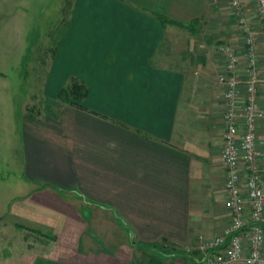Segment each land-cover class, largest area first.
Returning <instances> with one entry per match:
<instances>
[{"label":"crops","instance_id":"crops-1","mask_svg":"<svg viewBox=\"0 0 264 264\" xmlns=\"http://www.w3.org/2000/svg\"><path fill=\"white\" fill-rule=\"evenodd\" d=\"M11 3L0 0L2 36L23 41L14 8L17 22L7 25ZM245 5L253 16L250 1ZM233 13L229 0H95L72 12L69 28L81 26L86 52H95L86 57L88 70H80L87 109L69 105L51 116L46 103L40 114H23L27 187L19 196L31 215L12 218L0 209V264H122L103 252L104 244L85 260L69 241L82 237L76 223L93 217L88 207L100 221L120 218L132 239L144 242L185 243L222 229L224 202L209 208L202 193L226 197L217 73L223 45L238 40ZM111 53L120 58L111 61ZM52 221L68 225L51 230ZM193 259L205 264L204 255Z\"/></svg>","mask_w":264,"mask_h":264},{"label":"rangeland","instance_id":"rangeland-1","mask_svg":"<svg viewBox=\"0 0 264 264\" xmlns=\"http://www.w3.org/2000/svg\"><path fill=\"white\" fill-rule=\"evenodd\" d=\"M13 1L14 4H9L6 11L9 21L7 25L11 23L14 26L17 22L12 13L14 8L13 12L17 10L18 22L21 21L24 26V38L23 41L19 38L10 40L8 36L5 42L1 30V25L5 21L2 17L5 13H2L0 8V70L7 73L0 74V209L6 210L7 216L19 218L28 209L26 208L24 212L21 210L25 207L22 206L23 202L19 196L22 188L27 187L23 185L26 180L23 175L24 149L20 134L23 114H40V109L44 110L45 104L49 103L51 116L55 115L65 106H69L64 100L56 99L58 91L62 87L69 88L73 78L86 80L85 74L80 70H83L84 65L88 70L86 57L92 60L95 52L93 49L86 52L83 46L86 43L84 40L87 39L83 37L86 31L81 30V26L76 23L75 30L69 27L72 12L82 6L86 8L93 6L95 0ZM110 14L112 19L114 15L112 12ZM97 20L101 21L102 17H97ZM97 20L93 19V22ZM6 32L8 35L15 33L13 29ZM15 40L18 42L15 43ZM116 51L120 53L119 49ZM118 53L116 57L115 53H111L107 58L115 61L120 58ZM32 185L30 187H33ZM202 197L208 202L206 206L209 208L221 206L224 202L223 194L213 189H206ZM59 208L61 209L59 211L63 212L66 207ZM84 210L88 214H93L90 215L93 217L86 223H76L79 231L82 229L85 231L81 238L69 241L76 246L79 245L82 253H86L83 257L85 260H93L99 256L98 249L102 244L103 252L115 261H122V264H194L193 258L203 255L198 248V238L185 243L163 239L157 242L133 240L130 229L120 218L100 221L97 219L95 207ZM27 214L31 215L30 212H25V215ZM61 225L65 226L68 223L52 221L51 230L59 229ZM71 229L69 228V232ZM102 231H105L106 237L109 238L102 237ZM111 232L115 233V236L110 238ZM106 240L109 243L106 244Z\"/></svg>","mask_w":264,"mask_h":264},{"label":"built area","instance_id":"built-area-1","mask_svg":"<svg viewBox=\"0 0 264 264\" xmlns=\"http://www.w3.org/2000/svg\"><path fill=\"white\" fill-rule=\"evenodd\" d=\"M238 40L222 47L217 73L222 87L227 223L200 236L205 264H264V0H229Z\"/></svg>","mask_w":264,"mask_h":264},{"label":"trees","instance_id":"trees-1","mask_svg":"<svg viewBox=\"0 0 264 264\" xmlns=\"http://www.w3.org/2000/svg\"><path fill=\"white\" fill-rule=\"evenodd\" d=\"M177 24L184 25L180 21H176ZM186 24V23H185ZM89 92V86L86 81H82L77 78L72 79L70 87H62L56 96V99L64 100L66 104L72 105L81 109H87L85 104V98ZM57 114V112H56ZM55 114V115H56ZM54 116V115H53ZM166 240V239H165Z\"/></svg>","mask_w":264,"mask_h":264}]
</instances>
